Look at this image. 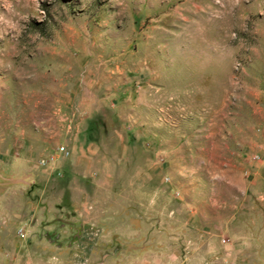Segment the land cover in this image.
Instances as JSON below:
<instances>
[{
	"label": "rangeland",
	"instance_id": "1",
	"mask_svg": "<svg viewBox=\"0 0 264 264\" xmlns=\"http://www.w3.org/2000/svg\"><path fill=\"white\" fill-rule=\"evenodd\" d=\"M0 264H264V0H0Z\"/></svg>",
	"mask_w": 264,
	"mask_h": 264
}]
</instances>
